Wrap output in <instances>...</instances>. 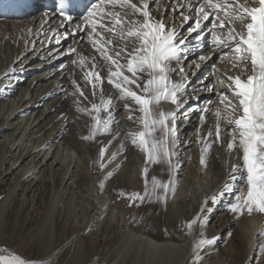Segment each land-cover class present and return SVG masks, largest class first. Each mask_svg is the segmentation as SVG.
Returning a JSON list of instances; mask_svg holds the SVG:
<instances>
[{
	"label": "bare ground",
	"instance_id": "1",
	"mask_svg": "<svg viewBox=\"0 0 264 264\" xmlns=\"http://www.w3.org/2000/svg\"><path fill=\"white\" fill-rule=\"evenodd\" d=\"M26 2L0 0V246L16 249L24 238L30 246L28 254L41 264H189L199 228L188 235L183 225L200 213L207 200L205 233L216 242L203 250L201 264H230V253L237 246L246 253L241 264H258L262 216L237 217L228 210L235 196L246 192L244 181L228 180L231 167L242 164L239 149L229 152L230 129L224 126L220 142H214L212 112L219 106L217 93L225 91L218 78L239 70L221 61L222 53L213 50L208 35L211 25L201 31L200 39L186 31L182 16L194 17V13L182 5L199 0H150L153 15L175 28L178 39L187 41L177 66L183 67V73L172 74L174 81L187 78L180 94L183 103L179 109L171 103L161 105L176 113L178 188L166 205L153 197L132 207L119 193L144 192L145 156L126 135L138 125L127 119L123 102H118L111 131L84 140L92 121L76 111L77 99L85 108L100 102V92L93 97L84 80V73L92 70L93 57L95 70L107 76L105 62L84 30L90 6L65 22L55 8H44L42 0ZM70 48L76 49L71 56ZM77 54L86 57L83 67L72 63ZM201 55L211 59L202 61ZM73 80L87 99L72 94ZM114 91L105 79L103 96ZM204 108L212 112L202 113ZM201 115L206 117L203 122ZM206 143L211 148L204 167L200 158ZM101 148H106L103 160ZM101 163L106 165L103 170ZM108 173H113L110 179ZM153 176L167 181V165H149V180ZM225 183L231 185V192L213 204L211 197ZM76 195L84 202L82 214L71 209ZM234 232L236 241L226 244Z\"/></svg>",
	"mask_w": 264,
	"mask_h": 264
},
{
	"label": "snow or ice",
	"instance_id": "2",
	"mask_svg": "<svg viewBox=\"0 0 264 264\" xmlns=\"http://www.w3.org/2000/svg\"><path fill=\"white\" fill-rule=\"evenodd\" d=\"M187 7L193 16L183 15L188 24L187 32L200 33L208 28L210 44L214 51L221 52V61H227L231 68L238 69L235 75L218 78L224 92H218V107L212 112L210 108L202 109V113L212 112L215 117L214 142H220L222 126L230 129L227 143L229 152L239 149L242 164L233 165L229 170L228 180L232 183L244 181L246 192L235 196L228 210L237 217L245 213L264 215V0H199V3L182 5ZM175 11V9H174ZM59 15L71 21V16L63 10ZM84 30L92 48L99 53L105 62L106 78L96 71L95 57L92 58V70L84 73V80L91 86L93 97L100 92V102L91 103L90 108L80 107L77 99L76 111L91 118L90 134L84 140H93L98 134L111 131L115 121L114 109L118 102H123L127 119L138 127L126 134L130 143L145 156V167L142 169L144 192L126 194L129 207L153 197L158 202L167 204L170 196L175 195L178 180L175 173L179 170V162L175 160V146L178 137L175 131V111H165L162 103H171L179 109L183 103L181 93L186 87V76L174 81L172 74L183 73V67H177L184 58V46L187 41L178 39L175 28L165 23L163 18H156L150 10V0H93L85 17ZM191 21V22H190ZM118 42V43H117ZM76 53L70 48L68 55ZM200 60L211 57L201 55ZM86 57L77 54L73 64L85 65ZM243 77V78H242ZM114 89V94L105 98V83ZM74 96L87 99L84 90L72 81ZM105 116H101V113ZM139 113V115H134ZM205 121V115L200 116ZM213 132H208L212 137ZM211 144L206 143L201 149L200 163L206 167L205 154L210 151ZM106 148L100 149L103 160ZM111 159H115V154ZM167 165L169 178L161 181L153 176L148 178L149 165ZM106 167L101 163L100 168ZM113 173H108L111 178ZM103 187V184H101ZM231 192V185L225 183L223 190L211 197L216 204L226 193ZM139 202V203H137ZM208 201H204L200 213L183 227L188 235H194L189 264H201L203 250L215 244V238H208L205 228L208 217L205 213ZM264 235V232L261 233ZM0 264H37L19 256L0 257Z\"/></svg>",
	"mask_w": 264,
	"mask_h": 264
},
{
	"label": "rangeland",
	"instance_id": "3",
	"mask_svg": "<svg viewBox=\"0 0 264 264\" xmlns=\"http://www.w3.org/2000/svg\"><path fill=\"white\" fill-rule=\"evenodd\" d=\"M220 154H222V156L224 158H226V156H227L225 151L224 152L221 151ZM73 201L74 202H72V205H71L72 211L77 213V214H82L84 209H82V206H81L82 202H83L81 197L79 195H76L74 197ZM254 214H257V213H253V215ZM244 215H246V218H248L246 213ZM259 215H261V214H259ZM261 216L262 217H261L260 221H262V222L260 223L261 224L260 229H262V231H261V233H262V232H264V215H261ZM234 234H235V232L231 233L229 235V239H228V241H226V244L232 245V243H234L236 241V237H234L235 236ZM26 242L27 241L24 240V238H23V241L22 240L20 241V243L16 247V249L8 248L7 245L0 246V257H4V258H9L10 259L13 256H19V257L24 258V259H26L28 261H36L37 264H41L39 258L37 259L36 257H32L33 254L32 255L28 254L29 253L28 250L30 249L29 248L30 246ZM257 248H258L260 254L258 256H256V261H258V264H264V235L260 234L258 236ZM230 255L232 256V262L230 264H241L243 258H245V256H246V253H245V251H243V247L242 246L241 247L237 246V247H233L232 253H230Z\"/></svg>",
	"mask_w": 264,
	"mask_h": 264
}]
</instances>
